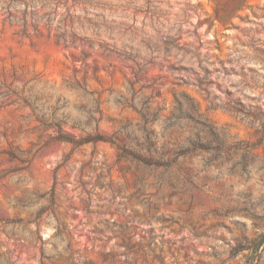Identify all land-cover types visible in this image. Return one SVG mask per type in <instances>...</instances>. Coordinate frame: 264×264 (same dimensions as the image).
I'll list each match as a JSON object with an SVG mask.
<instances>
[{
	"label": "rangeland",
	"instance_id": "374dc122",
	"mask_svg": "<svg viewBox=\"0 0 264 264\" xmlns=\"http://www.w3.org/2000/svg\"><path fill=\"white\" fill-rule=\"evenodd\" d=\"M252 260L264 0H0V264Z\"/></svg>",
	"mask_w": 264,
	"mask_h": 264
},
{
	"label": "trees",
	"instance_id": "16d2710c",
	"mask_svg": "<svg viewBox=\"0 0 264 264\" xmlns=\"http://www.w3.org/2000/svg\"><path fill=\"white\" fill-rule=\"evenodd\" d=\"M73 144H81V143H87V142H97V141H104V142H109L110 140H106L105 138H103L102 136H91L88 138H85L83 140H81L80 142H76L73 140H68ZM262 245V241L259 242V244L256 247V251H258L259 247ZM254 263V260H252V262H248L247 264H251Z\"/></svg>",
	"mask_w": 264,
	"mask_h": 264
}]
</instances>
